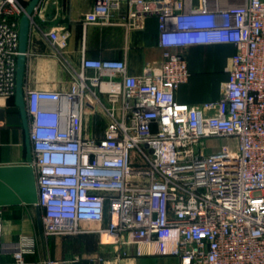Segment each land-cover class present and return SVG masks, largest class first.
<instances>
[{
	"label": "built area",
	"instance_id": "obj_1",
	"mask_svg": "<svg viewBox=\"0 0 264 264\" xmlns=\"http://www.w3.org/2000/svg\"><path fill=\"white\" fill-rule=\"evenodd\" d=\"M210 1L94 0L86 26L112 24L113 10L127 9L123 20L133 27L157 17L159 69L132 76L124 60L84 53L69 91L25 90L45 235L107 221L100 233L120 246L165 245L180 264H264V0ZM26 13L20 0H0L3 99L16 96ZM46 36L61 53L71 34ZM212 44L235 47L219 99L177 102L190 75L180 50ZM222 138L235 144L207 152L208 141ZM32 249L19 243L16 262Z\"/></svg>",
	"mask_w": 264,
	"mask_h": 264
},
{
	"label": "crops",
	"instance_id": "obj_2",
	"mask_svg": "<svg viewBox=\"0 0 264 264\" xmlns=\"http://www.w3.org/2000/svg\"><path fill=\"white\" fill-rule=\"evenodd\" d=\"M26 7L31 0H20ZM94 0H43L31 20L24 80L26 89L69 91L77 82L83 54L91 58L124 60L127 73L142 76L159 69L164 50L159 46L156 16H148L143 28L133 27L123 19L127 9L112 11V24H84ZM127 24V25H126ZM68 30V47L57 52L46 33ZM180 52L190 73L175 94L179 103L200 105L217 101L228 79V69L235 54L230 44L195 45ZM5 121L0 126V166L27 164V138L21 113L15 102L0 98ZM92 116L86 118L88 134H94ZM103 128L97 133L103 134ZM42 216V215H41ZM4 232L0 236V264L17 263L18 244L28 241L32 251L24 254L22 264H180L167 246L144 243L120 246L114 237L100 233L107 227L85 223L82 231L69 235H45L38 224V206L0 207Z\"/></svg>",
	"mask_w": 264,
	"mask_h": 264
},
{
	"label": "water",
	"instance_id": "obj_3",
	"mask_svg": "<svg viewBox=\"0 0 264 264\" xmlns=\"http://www.w3.org/2000/svg\"><path fill=\"white\" fill-rule=\"evenodd\" d=\"M42 0H31L27 13L22 16L19 27V56L17 63V88L15 104L19 108L24 127L29 132V119L25 102L24 80L27 65V52L31 29V17ZM1 121H5V112L0 111ZM32 150L27 138V164L21 166H0V207L36 205L38 188L32 166ZM38 224L43 231L41 211L38 207Z\"/></svg>",
	"mask_w": 264,
	"mask_h": 264
},
{
	"label": "rangeland",
	"instance_id": "obj_4",
	"mask_svg": "<svg viewBox=\"0 0 264 264\" xmlns=\"http://www.w3.org/2000/svg\"><path fill=\"white\" fill-rule=\"evenodd\" d=\"M219 0H211L210 2L212 4H220V2H218ZM224 7V6H222ZM228 7V6H226ZM229 142H231V144H235L234 141H229L228 139H225V138H222V139H217V140H211V141H208V147H209V151L207 152H210V151H217L219 149H221V147L225 144H228Z\"/></svg>",
	"mask_w": 264,
	"mask_h": 264
},
{
	"label": "bare ground",
	"instance_id": "obj_5",
	"mask_svg": "<svg viewBox=\"0 0 264 264\" xmlns=\"http://www.w3.org/2000/svg\"><path fill=\"white\" fill-rule=\"evenodd\" d=\"M221 1H222V3L220 5H222L224 7H226V6L232 7V6L237 4L236 0H221Z\"/></svg>",
	"mask_w": 264,
	"mask_h": 264
},
{
	"label": "trees",
	"instance_id": "obj_6",
	"mask_svg": "<svg viewBox=\"0 0 264 264\" xmlns=\"http://www.w3.org/2000/svg\"><path fill=\"white\" fill-rule=\"evenodd\" d=\"M10 100L14 101L15 102V97L14 98H10Z\"/></svg>",
	"mask_w": 264,
	"mask_h": 264
}]
</instances>
